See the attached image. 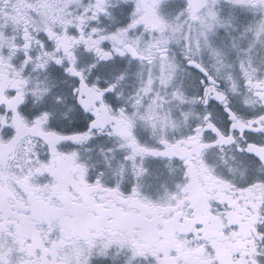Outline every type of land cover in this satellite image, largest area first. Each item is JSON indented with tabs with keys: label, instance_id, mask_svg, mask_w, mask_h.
Segmentation results:
<instances>
[{
	"label": "snow or ice",
	"instance_id": "snow-or-ice-1",
	"mask_svg": "<svg viewBox=\"0 0 264 264\" xmlns=\"http://www.w3.org/2000/svg\"><path fill=\"white\" fill-rule=\"evenodd\" d=\"M0 264H264V0H0Z\"/></svg>",
	"mask_w": 264,
	"mask_h": 264
}]
</instances>
